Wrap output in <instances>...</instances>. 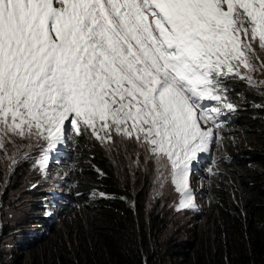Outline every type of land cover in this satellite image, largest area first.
<instances>
[{
	"label": "snow or ice",
	"instance_id": "obj_1",
	"mask_svg": "<svg viewBox=\"0 0 264 264\" xmlns=\"http://www.w3.org/2000/svg\"><path fill=\"white\" fill-rule=\"evenodd\" d=\"M257 40L264 0H0V148L42 139L46 168L70 132L135 140L195 208L193 161L237 110L227 79L256 84Z\"/></svg>",
	"mask_w": 264,
	"mask_h": 264
},
{
	"label": "trees",
	"instance_id": "obj_2",
	"mask_svg": "<svg viewBox=\"0 0 264 264\" xmlns=\"http://www.w3.org/2000/svg\"><path fill=\"white\" fill-rule=\"evenodd\" d=\"M257 48L253 45V56L261 67ZM227 86L237 110L219 118L222 155L212 159L204 179L206 205L189 227L178 221L173 202L153 196L146 175L140 172L134 181L122 176L104 143L73 132L75 167L67 193L56 198L31 192L39 201L53 197L56 215L43 202L31 204L28 218L36 238L12 252L2 244L11 229L0 227V264H264V83L249 86L231 76ZM30 162L18 161L8 178L0 174L4 206H10L9 191L19 188Z\"/></svg>",
	"mask_w": 264,
	"mask_h": 264
},
{
	"label": "rangeland",
	"instance_id": "obj_3",
	"mask_svg": "<svg viewBox=\"0 0 264 264\" xmlns=\"http://www.w3.org/2000/svg\"><path fill=\"white\" fill-rule=\"evenodd\" d=\"M258 46V54L264 58V49L259 47L258 40L252 42ZM262 49V50H260ZM251 62L255 66V70L251 73L256 83H264V67H260L259 60L250 53ZM258 62V65L256 64ZM241 71H246L241 69ZM211 126V125H209ZM73 132L67 135L66 140L60 144L57 149H54L47 161V167H42L40 159L42 152L46 147L45 142L37 140L35 137L27 138L20 137L14 134L4 138V145L0 148V174L3 178H8L17 165L18 161L24 158L31 159L33 166L21 179L19 188L9 191L7 202L11 206H4V202L0 197V227L10 228L9 234L2 240L3 248L8 252H12L18 248L19 244L36 238V225L31 223L28 218L31 204L43 202L46 206L47 213H54L53 206L54 198L51 202L48 199L39 201L36 195H31L33 191H42L47 195L51 194H66L67 188L73 184V161L71 159V144L70 139ZM218 139V132L216 133ZM215 141L210 151L201 153L196 161H193L192 170L189 175V188L194 196L195 208L177 210L182 194L177 191L175 184L170 177V170L164 171L163 184L158 179L159 172L157 165L147 154V145L137 144L135 140H127L123 137H114V143H104L106 151L115 160L117 172L119 174L129 176V179L134 181L137 174L141 172V176L146 175V182L151 193L159 197L164 204L173 202L177 210L180 224L189 227L192 223L191 217L195 212L199 211L206 205L205 184L204 180L208 172L212 159L215 154L221 156V148L218 147L219 142ZM238 144L244 143L240 138ZM242 142V143H241ZM217 148V151H216ZM75 163V161H74ZM72 181V182H71ZM4 189L0 190V195ZM207 191V190H206ZM207 194V193H206ZM56 197L59 198L58 195ZM47 198V197H46ZM66 200V199H65ZM12 202V204H10ZM62 204H70L68 201H63ZM2 207V208H1ZM74 208V207H73ZM171 208V207H170ZM59 209H62L60 207ZM46 213V215H47ZM62 219L60 220V223ZM65 233L71 230V225L65 224ZM174 230V227H171Z\"/></svg>",
	"mask_w": 264,
	"mask_h": 264
},
{
	"label": "clouds",
	"instance_id": "obj_4",
	"mask_svg": "<svg viewBox=\"0 0 264 264\" xmlns=\"http://www.w3.org/2000/svg\"><path fill=\"white\" fill-rule=\"evenodd\" d=\"M209 170H210V169H209ZM209 170H208V171H209ZM56 195H57V194H56ZM61 195H62V194H61ZM58 196H59V195H58ZM56 198H58V197H56ZM59 198H60V196H59ZM53 205H54V201H53ZM54 206H55V205H54ZM57 206H58V205H57ZM54 209H56V208H54Z\"/></svg>",
	"mask_w": 264,
	"mask_h": 264
}]
</instances>
